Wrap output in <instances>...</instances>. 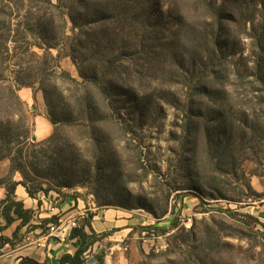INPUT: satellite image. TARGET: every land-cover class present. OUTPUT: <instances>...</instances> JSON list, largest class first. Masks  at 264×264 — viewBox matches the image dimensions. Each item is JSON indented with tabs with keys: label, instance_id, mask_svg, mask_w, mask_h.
<instances>
[{
	"label": "trees",
	"instance_id": "16d2710c",
	"mask_svg": "<svg viewBox=\"0 0 264 264\" xmlns=\"http://www.w3.org/2000/svg\"><path fill=\"white\" fill-rule=\"evenodd\" d=\"M198 1L210 12L211 21L204 32L207 35H202L203 43L183 55V62L178 65L187 88L182 109L187 117L183 126L180 165L185 190L202 205L210 204L208 200L236 204L246 197L261 200L264 193L255 192L242 172L244 164L253 162L263 170L255 176L264 177V0H221L220 6L218 0ZM35 2L40 6L26 7L27 0H0V108L4 110L3 113L0 109V160L8 159L11 174L20 173L23 178L20 183L11 178L6 182L7 197L0 202V257L7 246L17 249L24 244L22 229L35 217V210L27 209L24 202L18 200L16 190L19 185L24 186L33 199L40 193L49 195L55 191L60 195L64 189L73 190L93 181L103 185L105 190L115 188V194L129 196L120 179L124 174L117 173V168H121L120 157L104 126L117 123V120L126 124L133 116L149 119L151 104L148 102L153 95L164 100L166 96L157 92L142 97L137 90L129 88L122 76L127 73V66L140 64V56L150 59L147 55L154 46L161 47L171 60L177 59L178 48H186L182 41L165 40L164 43L162 40L165 32H169L170 24L182 27L185 19L174 8L163 11L161 0ZM133 11L137 15L132 18L134 21L130 20L132 28L127 32V25L122 22ZM20 17L21 21L13 23ZM69 23L76 37L71 53L65 57L77 66L82 83L72 79L67 72L57 73L61 52L54 55L53 51L58 50L67 38ZM235 24L243 25L245 35L252 40V52L247 56L237 51L235 42L230 39L229 28ZM248 24L251 25L250 32L247 31ZM10 43L15 44L12 56ZM11 62L18 68V71L13 70L18 76L13 84L5 75ZM32 62H37V66L30 65ZM139 66L144 67L143 64ZM62 76L68 78H65L66 82L82 89L73 102L55 83L57 79L64 81ZM36 78H40L37 83L54 126L52 136L41 142L30 137L28 131L18 133L14 123L18 116L16 111L20 112L18 121L21 124L25 115L26 103L19 92L25 87L32 88ZM233 86L235 89L231 90ZM240 89L242 94L238 92ZM64 126L83 128L91 135V160L84 161L78 142L60 137L59 130ZM29 147L34 149L28 154ZM198 153L203 155L201 161L197 159ZM46 183L51 187L45 188ZM95 195L101 208L146 210L158 222L168 215V209L158 214L153 206L139 198L130 201L133 204L124 201L126 197L120 202H108ZM233 195L238 199L230 197ZM228 213L233 211L228 210ZM92 217L80 221L79 227L71 231L70 239L77 241L79 248L73 256L64 255L60 264H87V254L92 247L109 235L95 233ZM244 218L261 227L264 236V219L249 213ZM16 222L20 225L12 237L5 236L3 232ZM59 223V217L53 216L33 230L42 228L46 231L47 224ZM141 230L147 236L173 233L176 246L189 247V243L199 240L193 230L180 227L177 218L170 228L145 226ZM140 253L144 260L155 256L154 251L147 254L142 248ZM19 264L46 263L23 258ZM159 264L180 263L168 259Z\"/></svg>",
	"mask_w": 264,
	"mask_h": 264
},
{
	"label": "rangeland",
	"instance_id": "374dc122",
	"mask_svg": "<svg viewBox=\"0 0 264 264\" xmlns=\"http://www.w3.org/2000/svg\"><path fill=\"white\" fill-rule=\"evenodd\" d=\"M35 1L38 0H27L26 7H39L40 5L38 6ZM161 2L163 11L174 8L176 13L185 19V24L182 27L170 24L169 32H165L162 40L164 43L165 40L172 43L182 41L181 43L186 48H178L177 59L171 60L168 55L165 56L161 47L154 46L155 51L150 50V54L147 55L150 59H142L141 56L138 58L139 65L143 64L144 67H140L138 62L137 65L132 63L127 66L129 68L126 70L128 74L125 73L122 77L127 80L129 88L137 90L142 97H150L154 93L161 92V95L165 93L166 98L164 100L153 95L148 102L151 104L149 119H136L133 116L128 119V123L122 124V121L117 120L116 117L117 123L114 121L104 126L112 138L116 153L120 157L121 168H117V173L122 172L124 174L120 179L123 187L128 190L129 196L127 194L124 196L115 194V188L105 190L103 185L99 186V183L94 181L86 182L85 185L74 188L73 193L77 192L85 199L89 196L97 206L95 194L100 196L101 201L108 202H120L124 197H126L124 200L126 202L136 201L135 198H139L142 202L153 206L158 214L168 209V215L161 220L162 227L170 228L177 218L180 220V227L187 231L193 230V233L198 236L199 240L195 243H189V247H187L186 245L176 246L174 238L171 236L173 233L162 236H147L145 232L144 237L147 241L138 240L137 245L147 254L154 251L155 256L148 260L141 257L138 264L143 262L159 264L168 259L177 260L180 264H204L203 261L206 264H264L262 228L247 222L244 218L246 213L252 215V207H258L260 200L246 197L240 204L226 200L216 202L208 200L207 203L210 204L202 205L195 196L185 190V180L180 174V165L183 157V126L185 117H187L182 109L187 98V88L183 85V71L178 65L183 62V55L203 43L201 38H203V34L207 35L204 32L207 23L211 21V16L208 8L198 0H161ZM221 3V0L217 1L218 6ZM136 15L133 11L127 15L128 18L123 20L122 24L127 25L125 31H131V23L133 22L130 20L134 21L132 18ZM21 19L22 17L17 18L13 23H17ZM97 27L99 28V26ZM116 27L119 28V25L116 24ZM250 29L251 25L248 24L247 31L250 32ZM229 30L230 39L235 42L237 51L242 52L244 56L251 54L252 40L245 35L244 26L235 24ZM75 37L76 32L73 31L72 24L69 23L67 38L58 50L53 51V54L58 55V52H61V66L57 73L62 75L63 72H67L72 79L82 83L77 66L69 57H65L71 53ZM14 46V43H10L11 56L14 53L12 52ZM36 51L40 52L39 50ZM27 59L31 61L28 56ZM9 65L10 68L5 72V75L10 80V84H13L18 78L13 70L18 71V68L13 67L14 62ZM30 65L36 67L37 62H32ZM129 72L131 73L129 74ZM62 77L64 81L57 79L55 83L65 92L68 100L70 98L73 102L82 93V89L72 82H66L68 79L66 76ZM39 79L34 80L35 84L32 88L25 87L19 92L21 99L26 103L25 115L21 124L18 121L20 112L16 111L18 116L15 117L14 122L18 133L23 134L28 131L30 137H35L36 122L38 116L42 114V107H46L47 117L50 119L43 93L37 83ZM230 89L234 90L235 87ZM238 92L242 94L243 90L240 89ZM30 93L34 99L27 102L26 97ZM40 96L43 97L42 100H40ZM175 105L179 108L177 109ZM1 111L4 113L3 109ZM59 135L63 139L78 142L84 154V161L91 160L90 158L93 157V140L85 129L64 126L59 130ZM27 149L29 154L34 148L29 147ZM199 149L201 150V147ZM48 152L51 155L52 149ZM202 156V153H198L197 159L201 161ZM6 160H0V162H6ZM261 167L253 162L244 164L242 175L245 181L250 184L252 177L263 173ZM10 177L12 175L9 174L8 179L4 178L6 182ZM44 187L49 188L51 186L46 183ZM62 191L61 197L63 199L70 190L64 189ZM51 197L54 198V196ZM230 197L238 199L234 195ZM130 203L134 204V202ZM228 210L233 211V213H228ZM140 211L142 215H145V212L149 213L146 210ZM152 217L156 219L153 215ZM138 230L143 232L141 227Z\"/></svg>",
	"mask_w": 264,
	"mask_h": 264
},
{
	"label": "crops",
	"instance_id": "0c3cea01",
	"mask_svg": "<svg viewBox=\"0 0 264 264\" xmlns=\"http://www.w3.org/2000/svg\"><path fill=\"white\" fill-rule=\"evenodd\" d=\"M30 94L26 97L27 102L30 99H34V96ZM40 98L42 100L43 97L40 96ZM41 110L42 114L37 118L34 132V136L38 141H43L54 133V126L47 117L46 107H42ZM10 170L11 163L8 159L6 162H0V202L7 197L6 180L4 178H7L10 174L12 175L10 178L13 181L18 183L23 181L20 173L11 174ZM250 185L255 192L264 193V177H252ZM74 191L70 190L63 199L61 197L62 193L59 195L58 207L60 215L58 217L65 222V225L69 216L93 203L89 196L85 199L79 193H73ZM50 194L40 193L33 199L29 196L24 186L19 185L17 187L16 195L18 200L24 202L27 209L35 210V217L30 225L24 226L22 229L24 244L17 249L7 246L4 249V255L0 257V264H19L23 258H32L46 264H60V260L64 255H75L79 246L77 241L70 239L71 231L68 232L69 236L62 241L56 237L45 236L50 224H47L46 231L42 228L33 230L34 227H39L43 222L55 216V213L51 212L53 207V198L51 196L55 198L58 194L56 192H50ZM258 205V207H252V215L264 219V198L259 201ZM144 214L142 215L140 210L129 211L119 207L101 208L96 205V208H93L90 213L93 216L91 219L92 228L98 235L107 233L109 235L92 247L87 254V264H138L141 261L140 249L137 245L138 240L144 239V241H147L144 237L145 232L139 231L138 228L163 226L161 221L158 222L151 214L146 212ZM1 222L5 223L3 219H1ZM19 225L20 222H16L3 234L7 237H12ZM87 232L90 233L89 228H87Z\"/></svg>",
	"mask_w": 264,
	"mask_h": 264
},
{
	"label": "built area",
	"instance_id": "2783aa9c",
	"mask_svg": "<svg viewBox=\"0 0 264 264\" xmlns=\"http://www.w3.org/2000/svg\"><path fill=\"white\" fill-rule=\"evenodd\" d=\"M59 194L57 197L53 198V207L51 209V212L55 213V216L60 215L59 207H58V199ZM96 208L95 202L93 201L92 204L88 205L87 207L83 208L82 210L77 211L74 215H71L66 220L67 224L65 225V222L60 220V223L58 225L50 224L48 226V232L46 237H56L62 241L66 239V237L69 236V231H72L75 228H78L80 225V221H84L90 217V213L92 212V209ZM60 219V218H59ZM71 234V232H70Z\"/></svg>",
	"mask_w": 264,
	"mask_h": 264
}]
</instances>
